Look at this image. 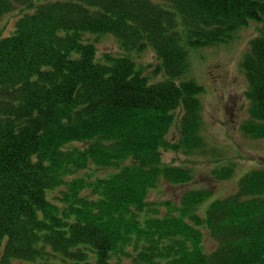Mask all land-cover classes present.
Listing matches in <instances>:
<instances>
[{
    "label": "trees",
    "instance_id": "trees-1",
    "mask_svg": "<svg viewBox=\"0 0 264 264\" xmlns=\"http://www.w3.org/2000/svg\"><path fill=\"white\" fill-rule=\"evenodd\" d=\"M6 15L0 264H264V164L204 210L210 188L150 199L196 178L167 152L207 149L191 48L229 41L251 17L261 26L241 62L240 129L264 139V0H0ZM86 33H112L123 51L151 45L159 62L98 57ZM234 173L232 161L213 169L219 180Z\"/></svg>",
    "mask_w": 264,
    "mask_h": 264
},
{
    "label": "rangeland",
    "instance_id": "rangeland-1",
    "mask_svg": "<svg viewBox=\"0 0 264 264\" xmlns=\"http://www.w3.org/2000/svg\"><path fill=\"white\" fill-rule=\"evenodd\" d=\"M6 16L0 22L2 27L1 23L8 21L5 31L2 32L5 34L14 28V17ZM260 26V21L251 17L249 23L239 29L229 41L220 45L191 48L189 76H193L204 87L201 95L202 133L207 141V149L205 148V152L190 155L167 152L165 159L168 162L189 164L188 166L195 169L196 178L194 182L185 185L165 183L151 193V200L175 201L191 188H210L213 192L203 203L201 208L204 210L215 199L234 192L237 179L240 180L247 171L264 164V139L251 138L240 129V123L248 117L249 107L246 96L249 83L241 62L251 38L258 34ZM86 34L89 36L85 38L95 43L98 57L103 52L118 51L114 53H130L142 65H155L159 62L151 45H147L141 52L135 49L123 51L119 40L112 33ZM146 69L151 74L153 68ZM229 161L233 162L235 168L233 176L227 180L215 179L213 169ZM207 244L208 248L213 247L210 240Z\"/></svg>",
    "mask_w": 264,
    "mask_h": 264
}]
</instances>
